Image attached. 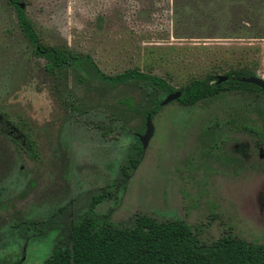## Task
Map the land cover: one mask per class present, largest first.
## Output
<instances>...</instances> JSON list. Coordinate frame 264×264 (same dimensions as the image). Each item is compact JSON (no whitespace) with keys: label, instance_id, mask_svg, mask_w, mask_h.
<instances>
[{"label":"rangeland","instance_id":"rangeland-1","mask_svg":"<svg viewBox=\"0 0 264 264\" xmlns=\"http://www.w3.org/2000/svg\"><path fill=\"white\" fill-rule=\"evenodd\" d=\"M203 1L20 0L45 43L90 55L108 76L139 69L180 90L233 64L264 78V0ZM46 64L0 0V112L30 144L0 133V264H44L86 213L117 227L181 220L206 245H264V92L225 85L191 106L175 100L142 149L165 93Z\"/></svg>","mask_w":264,"mask_h":264},{"label":"trees","instance_id":"trees-1","mask_svg":"<svg viewBox=\"0 0 264 264\" xmlns=\"http://www.w3.org/2000/svg\"><path fill=\"white\" fill-rule=\"evenodd\" d=\"M7 3L15 8L18 24L35 54L47 60V70L58 73L64 67H73L83 76L95 74L98 79L113 86L143 82L166 96L177 91L164 78L139 69L108 76L90 55L45 43L26 7H21L23 3L20 0H7ZM214 73L216 72H210L203 79H193L180 89L182 96L178 102L191 106L230 88L248 87L263 92L253 84L240 81L256 75L247 66L234 67L232 64L230 71L226 73L229 79L222 84H217ZM151 95L157 97L158 94ZM162 102L163 100L156 99L154 108L147 115L154 119L163 108ZM0 116L6 119L2 112ZM26 145L30 147L27 140ZM132 164L135 167L136 161ZM93 199L97 203L102 198ZM44 264H264V245H254L231 235L206 245L181 220L157 221L149 216H139L132 227H117L106 218L99 221L93 213H86L74 222L70 243L57 246Z\"/></svg>","mask_w":264,"mask_h":264},{"label":"water","instance_id":"water-1","mask_svg":"<svg viewBox=\"0 0 264 264\" xmlns=\"http://www.w3.org/2000/svg\"><path fill=\"white\" fill-rule=\"evenodd\" d=\"M22 8H25L26 6L24 4H21ZM229 79L228 76H218L217 77V84H221L226 82ZM243 83L247 84H253L259 88H261L264 91V80L258 76H252L250 78H245L241 80ZM182 96L181 91H177L175 93L170 94L169 96L166 97V99L163 101L162 105H167L175 100L180 99ZM155 133V126L153 123V119L151 115H148L147 120H146V132L144 135H140L139 139L142 143L143 149H146L147 146L149 145L151 139L153 138Z\"/></svg>","mask_w":264,"mask_h":264},{"label":"flooded vegetation","instance_id":"flooded-vegetation-1","mask_svg":"<svg viewBox=\"0 0 264 264\" xmlns=\"http://www.w3.org/2000/svg\"><path fill=\"white\" fill-rule=\"evenodd\" d=\"M262 79L264 80V78L262 77ZM242 80V79H241ZM240 80V81H241ZM242 82V81H241ZM177 91H181V90H177ZM176 91V92H177ZM264 92V91H263ZM175 93V92H174ZM172 94V93H171ZM170 95V94H169ZM169 95H167V96H169ZM166 96V97H167ZM166 99V98H165ZM164 99V100H165ZM163 100V101H164ZM179 100V99H178ZM163 103V102H162ZM162 105V104H161ZM168 105V104H167ZM163 106V105H162ZM165 106V105H164ZM147 117H148V115H147ZM153 119V118H152ZM147 120V119H146ZM0 133H1V135L2 136H6V137H8V138H11L14 142H17V143H19L23 148L25 147V146H27L26 145V140L24 139L25 137L23 136V134H21V132L20 131H18L17 130V128L8 120V119H5L3 116H0ZM139 136L140 135H138L136 138L139 140V142H140V144H141V148L143 149V146H142V143H141V141H140V139H139ZM25 223V222H24ZM24 225V224H23ZM35 225V224H34ZM33 225V226H34ZM73 226H74V221L72 220V222H71V226L68 228V238H67V241L66 242H61V243H59V244H57L55 247H54V249H53V251L55 250V248L57 247V246H62V245H65V244H69L70 243V241H71V238H72V229H73ZM21 227H23V226H21ZM20 228V227H19ZM19 228H17L16 226H13L12 227V229H14L13 230V232L14 233H17V234H19L20 235V237L21 236H23L24 234H25V232H26V230H20ZM27 230L29 231L30 230V227H27ZM24 237V236H23ZM53 251H52V253H53ZM51 253V254H52ZM50 254V255H51ZM50 257V256H49ZM48 257V258H49ZM47 258V259H48ZM25 260V258H23V261Z\"/></svg>","mask_w":264,"mask_h":264}]
</instances>
